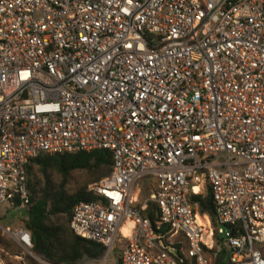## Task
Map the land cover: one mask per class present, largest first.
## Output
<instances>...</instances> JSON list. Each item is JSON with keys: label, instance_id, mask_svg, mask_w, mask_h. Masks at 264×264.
Returning <instances> with one entry per match:
<instances>
[{"label": "built area", "instance_id": "obj_1", "mask_svg": "<svg viewBox=\"0 0 264 264\" xmlns=\"http://www.w3.org/2000/svg\"><path fill=\"white\" fill-rule=\"evenodd\" d=\"M96 150L113 170L70 228L105 258L264 264V0H0V207L27 209L30 161Z\"/></svg>", "mask_w": 264, "mask_h": 264}, {"label": "trees", "instance_id": "obj_2", "mask_svg": "<svg viewBox=\"0 0 264 264\" xmlns=\"http://www.w3.org/2000/svg\"><path fill=\"white\" fill-rule=\"evenodd\" d=\"M113 170L112 153L108 150L78 152L73 154L41 155L27 165V188L29 204L26 210L24 228L30 233L33 248L31 253L47 264H79L84 259L98 260L105 254V248L92 241L76 236L71 228L75 206L80 202H93L96 198L88 191V185L99 183L110 176ZM74 172L89 174L87 183L71 185ZM199 203L201 213H209L214 221V204L210 192L204 197H192ZM18 201H16V206ZM144 218L155 226L157 207L148 202L141 211ZM179 248L184 246L177 242ZM1 259L19 256L18 264H41L25 253L13 241L0 237ZM28 256H26V255ZM213 256L214 252H208ZM181 258L183 256L181 255ZM224 253L213 257L214 264H223ZM10 264V263H9ZM120 264V260H119ZM184 264H194L186 261Z\"/></svg>", "mask_w": 264, "mask_h": 264}, {"label": "rangeland", "instance_id": "obj_3", "mask_svg": "<svg viewBox=\"0 0 264 264\" xmlns=\"http://www.w3.org/2000/svg\"><path fill=\"white\" fill-rule=\"evenodd\" d=\"M89 178L90 177L88 173L74 172L71 176L70 183L72 186H75V187L81 186L87 183ZM92 185L94 184L88 185V189ZM138 187L140 189L141 201H143L144 199H147L154 189V185L151 180L150 181L145 180V181L140 182ZM26 219H27L26 210L12 208L11 206L7 204L1 206L0 207V237H2L5 241L11 242L12 240L10 239V237L6 235L4 232L5 229L9 228L12 231H15L18 228L24 227V221H26ZM177 241H181V239L178 238ZM181 244L183 245L182 242ZM124 247H125V242H122L121 244H117V246L113 249L112 253L107 258H105L104 257L105 255H104L101 259H98V260L84 259L79 264H119L120 255ZM1 256H2V253L0 252V264H9V263L18 264V262L21 261V258L19 256H16L14 257V259L11 257H7V260L4 262L1 259ZM31 258L33 257L31 256ZM212 264H214L213 259H212Z\"/></svg>", "mask_w": 264, "mask_h": 264}, {"label": "bare ground", "instance_id": "obj_4", "mask_svg": "<svg viewBox=\"0 0 264 264\" xmlns=\"http://www.w3.org/2000/svg\"><path fill=\"white\" fill-rule=\"evenodd\" d=\"M131 223H127L126 225H124L122 228H121V232L122 234L126 237L129 235V231H130V228H131Z\"/></svg>", "mask_w": 264, "mask_h": 264}]
</instances>
